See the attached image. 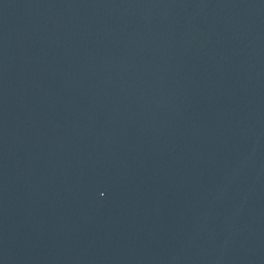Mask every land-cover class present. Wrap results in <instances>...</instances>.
Returning a JSON list of instances; mask_svg holds the SVG:
<instances>
[{
    "label": "water",
    "instance_id": "1",
    "mask_svg": "<svg viewBox=\"0 0 264 264\" xmlns=\"http://www.w3.org/2000/svg\"><path fill=\"white\" fill-rule=\"evenodd\" d=\"M0 264H264V0H0Z\"/></svg>",
    "mask_w": 264,
    "mask_h": 264
}]
</instances>
